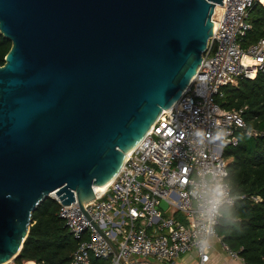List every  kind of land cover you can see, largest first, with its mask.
<instances>
[{"label":"water","instance_id":"95a60500","mask_svg":"<svg viewBox=\"0 0 264 264\" xmlns=\"http://www.w3.org/2000/svg\"><path fill=\"white\" fill-rule=\"evenodd\" d=\"M215 3L0 0L11 41L0 63V264L48 195L76 197L89 218L94 185L113 179L196 73Z\"/></svg>","mask_w":264,"mask_h":264},{"label":"built area","instance_id":"2783aa9c","mask_svg":"<svg viewBox=\"0 0 264 264\" xmlns=\"http://www.w3.org/2000/svg\"><path fill=\"white\" fill-rule=\"evenodd\" d=\"M255 4L264 7V0L214 4L213 34L196 73L179 98L161 110L113 179L84 203L89 218L76 197L63 204L51 194L76 241L63 264H93L91 254L108 258L105 264H124L121 258L129 264H152L149 257L173 261L190 250L197 252L198 264L209 261L211 238L220 239L216 230L220 207L236 198L223 149L237 144L238 129L253 131L243 117L245 107H222L216 96L238 77L264 73V36L247 47L241 43L251 28L249 12ZM198 130L206 134L202 143ZM217 132L225 134V141L215 139ZM217 183L225 195L213 212L209 200ZM161 200L166 201L165 208ZM201 241H207L205 251ZM221 243L229 257L241 258L237 250Z\"/></svg>","mask_w":264,"mask_h":264},{"label":"trees","instance_id":"16d2710c","mask_svg":"<svg viewBox=\"0 0 264 264\" xmlns=\"http://www.w3.org/2000/svg\"><path fill=\"white\" fill-rule=\"evenodd\" d=\"M251 28L242 37L244 47L264 36V7L252 6L249 12ZM11 41L0 32V63ZM217 101L225 108H240L246 120L245 128L237 131L238 142L226 145L228 180L234 203L220 207L216 230L222 242L238 251L246 264H264V73L255 77H238L235 83L223 86ZM260 198L254 200L253 196ZM60 204L48 195L37 205L15 264L35 260L36 264H63L70 259L76 241L63 218L58 215ZM93 264H105L92 256ZM34 262V261H33ZM34 262V263H35ZM8 264V263H7Z\"/></svg>","mask_w":264,"mask_h":264},{"label":"crops","instance_id":"0c3cea01","mask_svg":"<svg viewBox=\"0 0 264 264\" xmlns=\"http://www.w3.org/2000/svg\"><path fill=\"white\" fill-rule=\"evenodd\" d=\"M213 240L214 241H211L212 245L210 250V259L206 264H246L242 258L229 257L219 238L215 237ZM92 256L94 255L91 254L90 257ZM101 259L105 260V263L108 260V258L102 257ZM29 260L32 259L24 260L22 264H25V262H28V264H36L35 260H33L35 263ZM149 260L152 262V264H198V255L195 250H190L182 253L173 261H167L163 259L158 260L153 257H149Z\"/></svg>","mask_w":264,"mask_h":264},{"label":"clouds","instance_id":"9594fccd","mask_svg":"<svg viewBox=\"0 0 264 264\" xmlns=\"http://www.w3.org/2000/svg\"><path fill=\"white\" fill-rule=\"evenodd\" d=\"M196 135L201 138V143L203 142V138L206 135L202 130H198L196 132ZM216 140L225 141V134L223 132H217L215 136ZM225 195V190L223 186L219 183H217L212 189H211V199L209 200V204L211 205V211H215L217 206L222 201L223 197ZM207 248V241H201V250L205 251Z\"/></svg>","mask_w":264,"mask_h":264},{"label":"bare ground","instance_id":"6f19581e","mask_svg":"<svg viewBox=\"0 0 264 264\" xmlns=\"http://www.w3.org/2000/svg\"><path fill=\"white\" fill-rule=\"evenodd\" d=\"M106 184H103V185H94V190L95 191H100L102 190L104 187H105Z\"/></svg>","mask_w":264,"mask_h":264},{"label":"rangeland","instance_id":"374dc122","mask_svg":"<svg viewBox=\"0 0 264 264\" xmlns=\"http://www.w3.org/2000/svg\"><path fill=\"white\" fill-rule=\"evenodd\" d=\"M214 238H215V237H212V238H211V241H214V240H213ZM8 264H15V263H14V261H13V259H12V260H10V262H9ZM25 264H28V262H25Z\"/></svg>","mask_w":264,"mask_h":264}]
</instances>
